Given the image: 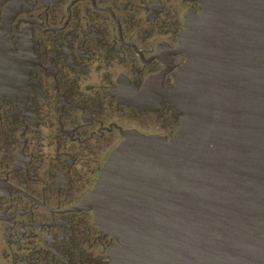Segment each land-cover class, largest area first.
<instances>
[{"label": "flooded vegetation", "instance_id": "af4514ba", "mask_svg": "<svg viewBox=\"0 0 264 264\" xmlns=\"http://www.w3.org/2000/svg\"><path fill=\"white\" fill-rule=\"evenodd\" d=\"M200 0H0V264H114L88 194L126 134L170 138Z\"/></svg>", "mask_w": 264, "mask_h": 264}, {"label": "water", "instance_id": "95a60500", "mask_svg": "<svg viewBox=\"0 0 264 264\" xmlns=\"http://www.w3.org/2000/svg\"><path fill=\"white\" fill-rule=\"evenodd\" d=\"M188 15L170 138L128 133L86 203L114 264H264V0Z\"/></svg>", "mask_w": 264, "mask_h": 264}]
</instances>
